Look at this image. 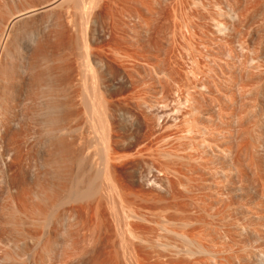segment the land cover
I'll return each instance as SVG.
<instances>
[{
    "label": "rangeland",
    "instance_id": "374dc122",
    "mask_svg": "<svg viewBox=\"0 0 264 264\" xmlns=\"http://www.w3.org/2000/svg\"><path fill=\"white\" fill-rule=\"evenodd\" d=\"M46 1L49 2L48 0H0V20H3L1 22H8L12 13H16L21 5L26 8L28 5L31 7H29L30 9L34 7V10L32 9L34 13L37 11L39 13L42 10L40 7L44 3L47 4ZM63 1L60 0L57 7L55 6V12L48 11V14L43 16L37 13L39 16L34 15L33 18L30 17L31 20L28 18L26 21L22 20L17 23V26L14 25L8 32L10 37L4 32L6 23L3 27V23L0 25V28H3L2 31L0 30L3 39L0 38V85L8 90L7 93L5 92L8 104L5 103L12 105H9L12 109H9L10 112L7 111L6 114L8 115H6L2 109L7 105L4 103L5 100L0 99L2 107H0V124L2 125L0 126V182L2 183H0V202L6 201V203H0V212H2L0 213V247L2 246L0 248L2 252V254L0 252L2 255L0 256V264H3L2 262L5 264H21V262L22 264H112L113 261H116L114 264H118L119 260L120 264L121 262L125 264V262L131 261L133 255L134 257L137 255L139 261H143L144 264L147 261L150 262L149 264H224V258L227 261L231 256L233 259L230 258L229 260L232 259V264H239L240 260H236L239 257L237 248L235 249L236 243L233 240L231 242V237L226 235L230 223L225 224L226 222L222 221L224 222L222 223L218 220L217 222L220 224H216L211 220L214 217L210 219L207 215L212 213L210 209L211 204L214 203V197L205 181L208 171L201 164L203 160L211 158L212 166L213 163L215 164L213 168H220L224 165V168L227 167V170L225 169L227 173L230 170V173L233 171L232 174L235 175L229 176L231 179L233 178V184H237L235 188L240 187V189L236 188L237 191L239 193L240 190L241 192L247 191V194L240 193L243 199L238 202L237 206L248 207L251 202L250 198L259 193L256 192L257 189H260V194H264L263 171L259 173L256 163L260 157L264 159V0H80V2L75 0L79 2L77 4L73 0H66L64 3ZM54 13L62 14H58L57 17V14ZM80 14L83 15L80 17ZM74 20L77 21L78 28L75 26ZM68 22L70 25L72 24L70 27H68ZM76 30L81 35L78 36ZM62 33L63 36H61ZM57 37L63 40L64 46L67 42L70 43V50L62 53L61 56L63 57H60V60L66 61L70 67L67 72L61 73L65 75L62 77H60L61 74L56 77L55 73H49V70L52 72L51 68L56 65L54 63H57L55 48L60 41L57 40ZM9 41L11 43H8ZM39 46L46 51L45 62L36 52ZM88 60L89 64H87ZM37 63L38 65L42 63L41 67ZM44 68L46 69L44 70ZM87 71L89 74H86ZM71 73L73 74L71 75ZM41 81L42 83H40ZM44 81H46L45 84ZM52 83L53 85H50ZM40 87L43 88L42 91ZM39 90L41 94L44 92L42 94L45 95L44 97L38 93ZM53 91L56 92L53 93ZM85 91L86 93H84ZM7 96L9 97L7 98ZM81 98H84V101L86 99V101L83 102ZM87 98H90V101ZM88 101L91 103L90 105ZM52 108L54 109L52 110ZM67 108L69 109L67 110ZM71 109L74 116L72 120L66 119L68 111L71 112ZM90 116L91 119H89ZM8 125H12L11 129ZM65 126L68 129H64ZM93 127L94 129H92ZM71 131L73 132L71 133ZM64 132L68 134H64ZM71 136H79L83 140V147H86H82L80 150L81 155L76 172L78 179L71 182L73 184L75 181H79L73 185L74 189L77 187L75 190L81 189V192L76 191V193L80 192L78 194L80 199L76 196L72 199L70 193L55 205L54 210H51L46 220L38 221L39 223L33 222L36 226L32 223L31 229L35 227V230L38 231V238L23 236L28 231L27 225L29 231L31 230V223H28V217L18 212L15 213L14 218H17L16 221H20V225L21 221L25 220L21 226L12 224L11 220L9 222L6 220L9 219L7 215L10 213L7 214V212L11 211L8 209L10 203L7 199L9 197L8 191L11 192L12 187L20 191L24 185L34 183L37 178L38 181L41 179L40 181L49 183L53 180L56 182L54 177L57 175V169H55L57 166L52 162L54 150L50 144L53 142L55 146L60 139L68 140L72 138ZM258 136L260 137L259 143H263L262 146L258 144ZM91 141H93V145ZM99 142L101 143L98 144ZM96 144L97 148L95 149L93 147ZM100 146L104 147L99 149ZM87 149L88 152L90 149L91 151L88 153ZM96 150H99L98 153ZM104 152L108 154L106 158L108 157L109 160L112 179L102 174L106 170L103 169L106 167L103 166L105 161L102 164L100 159L101 154L104 156H102L103 160L105 159ZM257 155L259 156L257 157ZM93 156H98V159L93 160ZM253 157L254 159L259 158L254 160L256 165H254ZM48 158L51 159L48 160ZM98 161L101 162L100 165ZM52 165L54 166L52 167ZM80 165L82 167H79ZM97 170L100 174L97 173ZM261 173L262 175H260ZM258 175L263 178L260 179ZM107 178L112 181L107 180ZM81 185L85 186L82 188ZM250 190L256 193L252 194ZM73 193L76 195L75 192ZM93 193L94 196L91 195ZM96 193L101 195L98 196ZM225 195L228 196L224 192L221 199L227 203L229 197L227 200L223 199ZM115 196L119 199H115ZM99 198L100 201H98ZM260 198L263 201L264 196H260ZM125 200L126 202H124ZM220 200L217 201L219 202L218 208L222 204L225 209L220 205L219 211H225L224 215H227L229 202L224 204ZM81 201L82 203H80ZM83 201L89 202L84 203ZM61 202V205L67 203L61 206ZM98 202L101 205L98 204V206L96 204ZM70 204L76 206L78 218L77 215L71 216L68 211ZM85 204L86 206H84ZM251 206L252 204L249 207ZM254 206L253 204L251 208L256 207L255 209L258 211V207ZM263 207L264 201L262 208L259 207L261 215L264 214ZM90 215H93L92 218ZM4 218H6L5 221ZM51 218H53L52 221ZM186 219L191 220V223ZM184 221L187 225H184ZM29 222H31L30 219ZM1 225L4 226L1 227ZM8 225L12 228L15 226L23 227H15L12 231ZM25 226L26 228H24ZM174 232L186 234L185 239L187 241L182 240L181 238L184 239L183 235L178 234L180 240L184 242L179 245L181 241L176 239L177 234ZM130 233L133 234L131 237L134 236L132 240L131 237L127 236ZM168 233L172 235H168ZM78 234L81 236L80 239H78ZM170 236L175 237L172 239ZM22 238L27 239L26 242ZM48 239L52 241L51 250L48 253H43L42 244ZM154 239H156L155 241L163 240L158 242L161 244L165 241L168 244L167 247L170 248L168 249L173 252L167 251L165 253L166 246L163 247L159 244L158 248ZM188 239H192V243ZM31 244L32 246H29ZM228 244L232 251L235 249L234 255L229 254L232 251L228 248ZM73 245L75 248L72 247ZM136 245L141 250L139 247L136 249ZM67 247L69 251L66 250ZM203 248L206 252H211L210 249L213 248L212 252L220 254V257L217 254L220 263L216 256L214 259L217 260L213 259L214 253L213 256H211L212 254L208 256V253L205 255L204 250L201 251ZM174 249L175 252L178 253L176 250L180 252L174 253ZM33 250L36 251L33 252ZM189 250L190 252L193 251L194 255L188 253ZM93 252L95 253L93 254ZM168 253H171V257ZM224 253L230 256L227 257ZM117 254L119 255L118 260ZM128 255L132 257L128 258ZM146 255L148 256L146 257ZM85 256L88 257L85 258ZM234 256L238 257L235 259ZM168 257L170 259H167ZM226 264L228 263L226 262Z\"/></svg>",
    "mask_w": 264,
    "mask_h": 264
},
{
    "label": "bare ground",
    "instance_id": "6f19581e",
    "mask_svg": "<svg viewBox=\"0 0 264 264\" xmlns=\"http://www.w3.org/2000/svg\"><path fill=\"white\" fill-rule=\"evenodd\" d=\"M49 2H47V4L46 3H44L43 4V6H41V7H43V8H41L40 7V12L38 13V11H37V13L39 14V15H41V16H43V15H46V14H48L47 12L48 11H54L55 12V10H54V8H56L57 7V4H58V2L60 1V0H48ZM64 1H66V0H64ZM64 1H63V3H64ZM70 1H72V0H70ZM75 0H73V2H74ZM82 1V0H81ZM37 2V1H36ZM76 2V4L77 3H79L80 2V0H79V2H77V1H75ZM62 3V2H61ZM83 3H85V2H83ZM1 4V3H0ZM5 4V3H4ZM60 4V3H59ZM81 4H82V2H81ZM74 5V4H73ZM79 5V4H78ZM77 5V6H78ZM24 5H21V8L19 9V10H17V12L16 13H12V16L11 17H9V20H8V22H1V21H3V20H0V22H1V24L0 25H2V23H3V25H2V27L4 26V23H6L5 24V28H4V32L6 33V34H8V32L9 31H11V29L13 28V26L14 25H16L17 23H19V22H21L22 20H25L26 21V19H28V18H30V17H32V16H36V15H38L36 12L34 13V7L32 8V9H30L31 7L30 6H28V5H26L27 6V8L26 7H23ZM34 6V5H33ZM39 6V5H38ZM56 6V7H55ZM69 6V5H68ZM67 6V7H68ZM75 6V5H74ZM82 6V5H81ZM30 7V8H29ZM84 7V6H83ZM82 7V8H83ZM59 8V7H58ZM57 8V9H58ZM60 9V8H59ZM58 9V10H59ZM78 9H80V8H78ZM2 10V9H1ZM68 10V9H67ZM75 10H76V8H75ZM74 10V11H75ZM65 11V10H64ZM78 11V10H77ZM83 10H81V12H82ZM88 11V10H87ZM76 12V11H75ZM74 12V13H75ZM84 12V11H83ZM78 13V12H77ZM80 13V12H79ZM85 13V12H84ZM8 14H10V13H8ZM54 14H57V13H54ZM59 14V13H58ZM58 14H57V17H58ZM60 14H62V13H60ZM59 14V15H60ZM88 14V13H87ZM38 15V16H39ZM68 15H69V13H68ZM67 15V16H68ZM76 15V14H75ZM74 15V16H75ZM83 15V14H82ZM81 14H80V17L82 16ZM86 15V14H85ZM4 16V15H3ZM50 16H52V15H50ZM62 16V15H61ZM70 16V15H69ZM68 16V17H69ZM87 16V15H86ZM85 16V17H86ZM60 17V16H59ZM4 18V17H3ZM33 18V17H32ZM40 18V17H39ZM48 18V17H47ZM50 18H52V17H50ZM62 18H63V16H62ZM75 18V17H74ZM76 18H77V16H76ZM42 19V18H41ZM70 19V18H69ZM83 19V18H82ZM28 20H31V18L30 19H28ZM44 20V19H43ZM59 20V19H58ZM61 20V19H60ZM79 20H81V19H79ZM85 20V19H84ZM24 21V22H25ZM33 21V20H32ZM62 21V20H61ZM64 21V20H63ZM69 21V20H68ZM75 21V20H74ZM28 22V21H27ZM49 22V21H48ZM47 22V23H48ZM71 22H72V24H73V21L71 20ZM77 21H75V23H76ZM69 24V26L68 27H70L71 25H70V22H68ZM30 24V23H29ZM83 24H85V23H83ZM18 25V24H17ZM16 25V26H17ZM27 25V24H26ZM24 26V25H23ZM57 26V25H56ZM77 28H78V25H77V23H76V25H75ZM74 26V28H76ZM82 26V25H81ZM80 26V27H81ZM25 27V26H24ZM85 27V26H84ZM22 29V28H21ZM30 29V28H29ZM82 29H84V28H82ZM0 30L2 31L3 30V28L1 29L0 28ZM74 30V29H73ZM29 31V30H28ZM36 31V30H35ZM34 31V32H35ZM56 31V30H55ZM60 31V30H59ZM77 31V30H76ZM3 32V33H4ZM16 32V31H15ZM23 32H25V31H23ZM58 32V31H57ZM60 32H62V31H60ZM11 33V32H10ZM59 33V32H58ZM81 33H82V31H81ZM1 34H2V32H1ZM1 34H0V38L2 39V37H1ZM17 34V33H16ZM25 34V33H24ZM31 34V33H30ZM55 34V33H54ZM53 34V35H54ZM76 34V33H75ZM77 34H78V31H77ZM80 34V33H79ZM79 34H78V36H79ZM9 35V34H8ZM52 35V36H53ZM60 35V34H59ZM68 35V34H67ZM81 35V34H80ZM7 36V35H6ZM26 36H27V34H26ZM61 36H63V33H62V35ZM9 37H10V35H9ZM8 37V38H9ZM32 37V36H31ZM50 37V36H49ZM29 38V37H28ZM58 39L57 40H60V41H58V43H57V45H56V48H55V50H56V53H55V57H57V63H54V67L53 68H51L52 70V72H50V70H49V73H55L56 74V77L57 76H59V74H61V73H65V72H67L68 70H69V65H68V63L66 62V61H61L60 60V57H63V56H61V54L62 53H66V52H68L69 50H70V43L69 42H67V44L64 46L63 44H64V42H63V40L60 38V37H57ZM60 38V39H59ZM79 38V37H78ZM0 39V40H1ZM7 38H5V40H6ZM26 39V38H25ZM24 39V40H25ZM69 38H67V40H68ZM3 40V39H2ZM8 40V39H7ZM23 40V39H22ZM26 40H28V39H26ZM30 40V39H29ZM32 40V39H31ZM56 40V39H55ZM54 40V41H55ZM82 40V39H81ZM80 40V41H81ZM69 41V40H68ZM4 42H7V41H4ZM3 42V43H4ZM28 42V41H27ZM30 42V41H29ZM53 42V41H52ZM2 43V42H1ZM8 43H11L10 41L8 42ZM25 43H26V41H25ZM47 43V42H46ZM63 43V44H62ZM7 44V43H6ZM78 44V43H77ZM5 44H3V46H4ZM49 45H51V44H49ZM53 45V44H52ZM79 45V44H78ZM85 45V44H84ZM41 46V45H40ZM40 46L39 47H37V49H38V51H36V52H38V54H39V56L41 57V58H43V60H44V62H45V60H46V51L44 50V48L42 47V48H40ZM5 47V46H4ZM14 47V46H13ZM26 47V46H25ZM34 47H35V45H34ZM53 47V46H52ZM86 47V46H85ZM8 48V47H7ZM49 48V47H48ZM53 48V49H54ZM2 49H4L3 47H2ZM1 49V50H2ZM86 50H87V47L85 48ZM8 50V49H7ZM12 50V49H11ZM32 50V49H31ZM82 50V49H81ZM16 51V50H15ZM14 51V52H15ZM5 52V51H4ZM53 52V51H52ZM6 53H8V52H6ZM13 53V52H12ZM35 53V52H34ZM78 53V52H77ZM2 54V53H1ZM38 54H36V55H38ZM53 54V53H52ZM52 54H51V58H52ZM50 55V54H49ZM65 55V54H64ZM79 55V54H78ZM48 56V55H47ZM66 56V55H65ZM71 56V55H70ZM80 56V55H79ZM20 57V56H19ZM54 57V58H55ZM7 58V57H6ZM47 58H49V57H47ZM79 58V57H78ZM87 59H88V57H86ZM8 59H10V58H8ZM83 59H85V58H83ZM3 60V59H2ZM35 60V59H34ZM33 60V61H34ZM40 60V59H39ZM38 60V61H39ZM43 60H42V63H44L43 62ZM67 60V59H66ZM72 60V59H71ZM32 61V62H33ZM36 61V60H35ZM53 61V60H52ZM68 61H70V60H68ZM37 62V61H36ZM40 62H41V60H40ZM86 62V61H85ZM9 63V62H8ZM41 63V64H42ZM53 63V62H52ZM52 63H49V64H51L52 65ZM40 64V65H41ZM87 64H89V60H88V63ZM16 65V64H15ZM22 65V64H21ZM37 65H38V63H37ZM40 65H38V66H40ZM44 65V67H46V65L45 64H43ZM47 65H48V63H47ZM50 65V66H51ZM50 66H47V67H50ZM74 66V65H73ZM89 66V65H88ZM35 67H36V70H37V66L35 65ZM41 67V66H40ZM39 67V68H40ZM10 68V67H9ZM71 68H72V66H71ZM89 68V67H88ZM46 68H44V70H45ZM16 70V69H15ZM73 70V69H72ZM87 70V69H86ZM0 71H1V69H0ZM3 71V70H2ZM19 71V70H18ZM42 71V70H41ZM47 71H48V69H47ZM90 71V70H89ZM69 72H71V71H69ZM73 72V71H72ZM75 72V71H74ZM85 72V71H84ZM13 73H15L14 71H13ZM42 73V72H41ZM88 73V71L86 72V74ZM46 74V73H45ZM73 73H71V75H72ZM89 74V73H88ZM4 75V74H3ZM2 75V76H3ZM14 75V74H13ZM12 75V76H13ZM39 76H40V74H38ZM44 75V74H43ZM54 75V74H53ZM37 76V75H36ZM45 76V75H44ZM62 76H65L64 74H61V76L60 77H62ZM54 77V76H53ZM84 77V76H83ZM86 77V76H85ZM8 78V77H7ZM42 78H43V76H42ZM71 78V77H70ZM1 79H3V77H1ZM15 79V78H14ZM37 80H40V79H37ZM43 80V79H42ZM59 80V79H58ZM67 80V79H66ZM74 80V79H73ZM83 80H85V79H83ZM87 80V79H86ZM6 81V80H5ZM9 81V80H8ZM47 81V80H46ZM46 81H44V84H45V82ZM48 81H49V79H48ZM60 81V80H59ZM3 82V81H2ZM54 82V81H53ZM55 82H56V80H55ZM74 82V81H73ZM87 82V81H86ZM12 83V82H11ZM16 83V82H15ZM40 83H42V81L40 82ZM39 83V84H40ZM83 83H84V81H83ZM2 84V83H1ZM21 84V83H20ZM43 84V85H44ZM56 84V83H55ZM58 84V83H57ZM60 84V83H59ZM70 84V83H69ZM80 84V83H79ZM4 85V84H3ZM6 85H8V84H6ZM50 85H53V83L52 84H50ZM49 85V86H50ZM61 85V84H60ZM85 85V84H84ZM38 86V85H37ZM41 86H42V84H41ZM71 86H72V84H71ZM39 87V86H38ZM43 87H45V86H43ZM50 87H52V86H50ZM58 87H59V85H58ZM68 87V86H67ZM70 87V86H69ZM75 87V86H74ZM73 87V88H74ZM84 87V86H83ZM86 87V86H85ZM17 88V87H16ZM41 88V87H40ZM77 88V87H76ZM80 88V87H79ZM94 88V87H93ZM11 89H12V87H11ZM47 89V88H46ZM53 89H54V87H53ZM68 89V88H67ZM83 89V88H82ZM13 90V89H12ZM29 90V89H28ZM41 91L43 90V88H41L40 89ZM40 90H39V94L40 95H42L44 92H42V94H41V92H40ZM56 90H58V89H56ZM7 91L8 90H6L4 87H1V85H0V99H2V101H4V103L6 102V93H7ZM48 91H49V89H48ZM60 91H61V89H60ZM60 91H57V92H60ZM65 91H66V89H65ZM6 92V93H5ZM54 92H56V91H53V93ZM62 92V91H61ZM68 92V91H67ZM69 92H71V91H69ZM77 92H78V90H77ZM51 93V92H50ZM72 93V92H71ZM84 93H86V91L84 92ZM14 94V93H13ZM19 94V93H18ZM58 94H60V93H58ZM82 94H83V92H82ZM82 94H81V96H82ZM9 95V94H8ZM38 95V94H37ZM36 95V96H37ZM39 95V96H40ZM47 95V94H46ZM49 95V94H48ZM52 95V94H51ZM55 95V94H54ZM57 95V94H56ZM68 95H69V93H68ZM75 96H77L76 94H74ZM89 95V94H88ZM33 96V95H32ZM43 96V95H42ZM41 96V97H42ZM45 96V95H44ZM43 96V97H44ZM61 96V95H60ZM63 96V95H62ZM67 96V95H66ZM9 96H7V98H8ZM10 97H11V95H10ZM38 97V96H37ZM42 97V98H43ZM53 97V96H52ZM59 97V96H58ZM64 97V96H63ZM86 97H87V95H86ZM86 97H84V98H86ZM5 98V99H4ZM15 98V97H14ZM22 98V97H21ZM39 98V97H38ZM61 98V97H60ZM72 98V97H71ZM77 98H78V96H77ZM77 98H75V99H77ZM84 98H81V99H83V102H85L86 101V99H85V101H84ZM54 99V98H53ZM52 99V100H53ZM69 99V98H68ZM67 99V100H68ZM88 100L90 99V98H87ZM27 100V99H26ZM36 100V99H35ZM55 100H56V98H55ZM74 100V99H73ZM13 101V100H12ZM15 101V100H14ZM22 101V100H21ZM58 101V100H57ZM61 101V100H60ZM90 101V100H89ZM89 101H88V103H89ZM1 102V101H0ZM62 102V101H61ZM3 103V104H4ZM7 103V102H6ZM5 103V104H6ZM9 103H10V101H9ZM24 103V102H23ZM50 103H52V102H50ZM58 103V102H57ZM77 103V102H76ZM87 103V104H88ZM3 104H2V106H3ZM4 104V105H5ZM8 104V103H7ZM6 104V105H7ZM26 104V103H25ZM91 103H89V105H90ZM5 105V106H6ZM10 106H12L11 104H9ZM9 105H7L5 108H3L2 109V111H3V113L4 114H6V112L9 110V109H12L11 107H9ZM64 105H65V103H64ZM70 105H72V104H70ZM84 105H85V103H84ZM46 106V105H45ZM67 106H69V105H67ZM0 107H1V105H0ZM4 107V106H3ZM77 107V106H76ZM89 107V106H88ZM87 107V108H88ZM91 107H92V105H91ZM2 108V107H1ZM55 108V107H54ZM54 108H52V110L54 109ZM73 108V107H72ZM57 109V108H56ZM65 109V108H64ZM69 108H67V110H68ZM92 109V108H91ZM72 110V109H71ZM70 110V111H71ZM75 110V109H74ZM90 110V109H89ZM89 110H87V111H89ZM94 110V109H93ZM56 111V110H55ZM62 111H63V109H62ZM8 112H10V111H8ZM7 112V113H8ZM65 112V111H64ZM73 112V110L71 111V112H69L68 111V114H67V117H66V119H71L72 120V117L74 116V113H72ZM79 112V111H78ZM92 111H90V113H91ZM54 113V112H53ZM60 113H62V112H60ZM76 113V112H75ZM89 113V112H88ZM3 114V115H4ZM57 114V113H56ZM92 114V113H91ZM6 115H8V114H6ZM5 115V116H6ZM10 115H11V113H10ZM17 115V114H16ZM53 115V114H52ZM76 115V114H75ZM78 115V114H77ZM56 116V115H55ZM63 116V115H62ZM62 116H59V117H62ZM92 116V115H91ZM91 116H90V118L89 119H91ZM3 117V116H2ZM50 117H52V116H50ZM59 117H57V118H59ZM64 117H65V115H64ZM86 117H87V115H86ZM12 118V117H11ZM52 118H54V117H52ZM56 118V119H57ZM84 118V117H83ZM7 119V118H6ZM48 119H49V117H48ZM60 119H62V118H60ZM64 119V118H63ZM3 120H5V119H3ZM11 120V119H10ZM14 120V119H13ZM75 121L74 122H76V119H74ZM78 120H79V118H78ZM77 120V121H78ZM84 120V119H83ZM6 121V120H5ZM63 121V120H62ZM89 121V120H88ZM50 122H52V121H50ZM55 122V121H54ZM57 122V121H56ZM86 122V121H85ZM92 122V121H91ZM257 122V121H256ZM7 123H8V120H7ZM15 123V122H14ZM13 123V124H14ZM53 123V122H52ZM93 123V122H92ZM91 123V124H92ZM9 124V123H8ZM47 124V123H46ZM54 124V123H53ZM79 124V123H78ZM90 124V123H89ZM7 125V124H6ZM86 125V124H85ZM93 125V124H92ZM0 126H2L1 124H0ZM8 126H10V129H11V126L12 125H8ZM71 126V125H70ZM60 127V126H59ZM66 128V126L64 127V129ZM79 128V127H78ZM82 128H84L83 126H82ZM258 128H260V127H258ZM4 129V128H3ZM6 129V128H5ZM4 129V130H5ZM66 129H68V128H66ZM71 129V128H70ZM74 129H76V128H74ZM92 129H94V127L92 128ZM54 130V129H53ZM59 130H60V128H59ZM72 130H73V128H72ZM82 130V129H81ZM86 130H88V129H86ZM17 131V130H16ZM57 131V130H56ZM65 131V130H64ZM68 131V130H67ZM66 131V132H67ZM79 131V130H78ZM1 132V131H0ZM26 132V131H25ZM28 132H29V130H28ZM60 132V131H59ZM66 132H64V134L66 133ZM70 132V131H69ZM73 131H71V133H72ZM75 132H77V131H75ZM96 132V131H95ZM95 132L93 133V134H95ZM261 132H263V131H261ZM54 133H55V131H54ZM70 133V134H71ZM5 134V133H4ZM63 134V135H64ZM66 134H68V133H66ZM69 134V135H70ZM74 134V133H73ZM76 134H78V133H76ZM79 134H81V133H79ZM82 134H83V132H82ZM86 134H88L87 132H86ZM90 134H91V132H90ZM97 134V133H96ZM12 135V134H11ZM31 135V134H30ZM61 135V134H60ZM85 135V134H84ZM68 136V135H67ZM98 136V135H97ZM263 136V135H262ZM11 137V136H10ZM24 137V136H23ZM58 137H60V138H62L61 136H58ZM64 137H66L65 135H64ZM69 137V136H68ZM72 138H69L68 140H66L65 138V140L64 139H60L56 144H55V146L53 145V142H52V144H50L51 146H53V150H54V152H53V154H52V156H53V158H52V162H54L55 164H56V166H57V168H55V169H57V175H56V177H54V179L56 178V182H45V181H40L41 179H39V181H38V178L36 179V181L33 183V182H31V184H33V185H31V184H28V185H24L23 186V188L20 190V191H18V190H16V189H14V187H12V190H11V192H9L8 191V193H9V197L7 198L9 201H10V203H9V201H8V209L9 210H11V211H8L7 212V216H9V219L7 218H4V221H5V219L9 222L10 220V222L12 223V224H16V225H20V221L18 222V221H16V219L17 218H14V215H15V213L16 212H18L19 214L21 213V214H23V215H25L26 217H28V219H27V221H28V223L30 224L31 223V227H30V229L32 228V223L33 222H38V221H44V220H46L47 218H48V216L50 215V213H51V210H54L53 208L55 207V205L60 201V200H62L64 197H67V195H69L70 193V195H72V199L73 198H75V196H76V198H79L78 196V194L81 192L80 190L81 189H77V190H79L77 193H76V191L77 190H75L77 187H75V189H74V183L76 184L77 182H79L78 180H77V182L75 181H73L74 183L72 184L71 182H72V180H76V179H78L77 177L78 176H76L77 174H76V172H77V168H78V161H79V159H80V150H82L81 148L83 147V140L79 137V136H75V137H73V136H71ZM89 137V136H88ZM92 137V136H91ZM94 137H95V135H94ZM93 137V138H94ZM256 137H257V135H256ZM256 137H254L255 139H257ZM259 137V136H258ZM26 138V137H25ZM52 138V137H51ZM67 138V137H66ZM92 138V140H94ZM17 139V138H16ZM45 139V138H44ZM55 139V138H54ZM96 139V138H95ZM12 140V139H11ZM98 140L100 141V139H99V137H98ZM263 140V139H262ZM0 141H1V139H0ZM23 141V140H22ZM254 141V140H253ZM9 142V141H8ZM92 142L93 141H91V144H92ZM98 142V141H97ZM260 142V137H259V140H258V144H260L259 143ZM20 143V142H19ZM22 143V142H21ZM24 143V142H23ZM101 142H99L98 144H100ZM102 143H103V141H102ZM85 144V143H84ZM261 144H263V143H261ZM260 144V145H261ZM16 145V144H15ZM93 145V144H92ZM104 145H105V143H104ZM260 145H258L259 147H260ZM26 146V145H25ZM88 146H90V145H88ZM97 146V144L93 147V148H97L96 147ZM245 146V145H244ZM258 146H257V148H258ZM262 146V145H261ZM101 147V146H100ZM104 147V146H103ZM103 147H101V148H99V149H102ZM106 147V146H105ZM25 148V147H24ZM55 148V149H54ZM83 148H86V147H83ZM88 148V147H87ZM90 148H91V146H90ZM92 148V149H93ZM7 149V148H6ZM17 149V148H16ZM19 149H20V147H19ZM89 149V148H88ZM88 149H87V152H88ZM94 149V150H95ZM246 149V148H245ZM13 150V149H12ZM18 150V149H17ZM51 150V149H50ZM107 150V149H106ZM251 150V149H250ZM253 150V149H252ZM255 150H256V148H255ZM85 151V150H84ZM91 151V149L89 150V152ZM93 151V150H92ZM97 151V150H96ZM99 151V150H98ZM98 151H97V153H98ZM104 151V150H103ZM257 151V150H256ZM255 151V152H256ZM259 151V150H258ZM262 151V150H261ZM7 152V151H6ZM5 152V153H6ZM88 152V153H89ZM93 152H95V151H93ZM263 152V151H262ZM18 153V152H17ZM92 153V152H91ZM101 153V152H100ZM105 153V152H104ZM246 153H247V151H246ZM250 153V152H249ZM259 153V152H258ZM8 154V153H7ZM84 154V153H83ZM264 154V153H263ZM21 155V154H20ZM96 155V154H95ZM99 155V154H98ZM260 155V154H259ZM259 155H257V157L259 156ZM86 156V155H85ZM85 156H83V157H85ZM89 156V155H88ZM103 155L101 154V157H102ZM106 156H108V154H106L105 153V159L103 160V157L101 158L100 157V159L102 160V164L104 163L103 161H105V165H103V166H106V167H103V169L105 170V173H102V174H105V177L107 176L108 178H111V173H110V167H109V164H108V157L106 158ZM261 156H262V154H261ZM6 157V156H5ZM87 157V156H86ZM94 157V159L93 160H97L98 158V156L96 157V156H93ZM92 157V158H93ZM247 157V156H246ZM256 157V156H255ZM46 158H47V156H46ZM90 158V157H89ZM96 158V159H95ZM262 157H260V160H256L257 162V167H258V170H259V173L260 172H262L263 173V175H262V173L260 174V175H262V176H264V159H261ZM9 159V158H8ZM49 159H51V158H48V160ZM211 158H207V159H205V160H203L202 161V164H201V166L205 169V170H207L208 171V176L207 177H205V181L207 182V184H208V186L210 187V192H211V194H212V196L214 197V203H212L211 204V211L210 212H212V213H210V214H207L208 215V217H210V219H211V217L213 218L214 217V219H211V220H213V222H216V224L217 223H219V222H217L218 220H220L221 222L222 221H224V222H226L225 224H227V223H230V225H229V227H228V229H227V234L226 235H229V237H231V242H232V240L236 243V247H235V249L237 248V253H238V258L237 257H235L234 256V258L236 259V260H240V263L239 264H264V214H260L259 213V207L261 206V208H262V206H263V201H264V198H263V201H262V197L260 198V196H264V194L262 195V194H260L261 192L257 189V187L259 186H257L256 187V192H259V193H257V195H259V196H257V195H252L253 197L252 198H250V205L252 204V206H253V204L255 205V206H257L258 208V211H256V207L255 208H251V207H249L250 205H248V207H240V206H237V204H238V202H240V200H242L243 199V196L240 194V193H246V192H241V190H240V193L237 191V189L236 188H239L240 189V187H236L235 188V186H237V184L236 185H234L233 183L234 182H232V180H233V178L231 179V177H233L235 174H232L233 173V171H232V173H230L231 172V170H230V172L229 173H227V167L226 168H224L223 166L222 167H216V168H213V167H215L214 165V163H213V166H212V162H211V160H210ZM244 159H245V156H244ZM255 159H259V158H255ZM254 159V157H253V161L255 160ZM1 160V159H0ZM85 160V159H84ZM216 160V159H215ZM219 160V159H218ZM249 160V159H248ZM247 160V161H248ZM47 161V160H46ZM87 161H88V159H87ZM100 161V160H99ZM98 161V163H99V165H100V163L101 162H99ZM251 161V160H250ZM252 161V162H253ZM7 162V161H6ZM10 162H12V161H10ZM19 162V161H18ZM83 162H85V161H83ZM82 162V163H83ZM215 163H216V161H214ZM251 162V163H252ZM50 163V162H49ZM53 163V164H54ZM82 163H80V164H82ZM90 163V162H89ZM95 163V162H94ZM107 163V164H106ZM219 164H220V162H218ZM217 163V164H218ZM20 164V163H19ZM84 164V163H83ZM82 164V165H83ZM87 164V163H86ZM101 164V165H102ZM216 164V165H217ZM240 164V163H239ZM85 165V164H84ZM93 164H91V167H93L92 166ZM96 165V164H95ZM247 165V164H246ZM254 165H256L255 164V161H254ZM17 166H18V164H17ZM50 166H51V164H50ZM54 165H52V167H53ZM55 166V167H56ZM243 166V165H242ZM249 166V165H248ZM52 167H50V168H52ZM79 167H82L81 165L79 166ZM251 167V166H250ZM256 167V166H255ZM256 167V168H257ZM49 168V169H50ZM86 168V167H85ZM84 168V169H85ZM255 168V169H256ZM47 169V168H46ZM48 169V170H49ZM54 169V170H55ZM94 169H95V167H94ZM102 169V170H103ZM226 169V170H225ZM230 169V168H229ZM229 169H228V171H229ZM2 170V169H1ZM92 170V169H91ZM100 170H101V168H100ZM103 170V171H104ZM18 171V170H17ZM50 171V170H49ZM94 171V170H93ZM238 171V170H237ZM257 171V170H256ZM51 172V171H50ZM241 172V171H240ZM39 173V172H38ZM52 173H53V170H52ZM52 173H50V174H52ZM84 173V172H83ZM97 173H99L98 172V170H97ZM257 173V172H256ZM255 173V175H257ZM17 174V173H16ZM92 174V173H91ZM100 174V173H99ZM8 175H10V174H8ZM89 175V174H88ZM229 175H231V177L229 176ZM255 175H253L254 177H255ZM52 176V175H51ZM241 176V175H240ZM239 176V177H240ZM259 176V175H258ZM6 177V176H5ZM35 177V176H34ZM37 177V176H36ZM50 177V176H49ZM86 177V176H85ZM84 177V178H85ZM254 177H253V179H254ZM48 178V177H47ZM83 178V179H84ZM104 178V177H103ZM107 178V180H110V179H108ZM236 177H234V179H235ZM258 178V177H257ZM259 178H260V176H259ZM263 178V177H262ZM262 178H260V179H262ZM7 179V178H6ZM32 179H33V177H32ZM50 179V178H49ZM82 179V180H83ZM102 179V178H101ZM112 179V178H111ZM247 179V178H246ZM1 180V179H0ZM11 180V179H10ZM51 180V179H50ZM103 180V179H102ZM105 180V179H104ZM106 180V181H107ZM244 180H245V178H244ZM34 181V180H33ZM47 181V180H46ZM81 181V180H80ZM110 181H112V180H110ZM110 181H109V183H110ZM235 181H237L236 179H235ZM25 182V181H24ZM23 182V183H24ZM83 182V181H82ZM98 182V181H97ZM258 182V181H257ZM256 182V183H257ZM1 183V182H0ZM91 183V182H90ZM105 183V182H104ZM261 183V182H260ZM2 184V183H1ZM0 184V185H1ZM15 184V183H14ZM81 184V183H80ZM106 184V183H105ZM110 184H112V182L110 183ZM7 185V184H6ZM73 185V186H72ZM90 185V184H89ZM95 185V184H94ZM101 185V184H100ZM107 185V184H106ZM246 185V184H245ZM261 185H263L262 183H261ZM260 185V186H261ZM76 186V185H75ZM77 186H78V184H77ZM82 186V188L85 186V185H81ZM103 186V185H102ZM1 187V186H0ZM90 187H91V185H90ZM111 187H113V186H111ZM253 187V186H252ZM264 187V186H263ZM73 188V189H72ZM81 188V187H80ZM88 188V187H87ZM5 189V188H4ZM90 189V188H89ZM115 189V188H114ZM238 189V190H239ZM72 190H74L73 192H75L76 193V195L73 193V192H71ZM96 190V189H95ZM110 190V189H109ZM262 190V189H261ZM86 191V190H85ZM105 191H107V190H105ZM104 191V192H105ZM254 191V190H253ZM4 192V191H3ZM2 192V193H3ZM84 192V191H83ZM113 192V191H112ZM114 192H115V190H114ZM224 192H226V194H228V196H224L223 197V199L225 198L226 200H227V198L229 199V200H227L228 202H229V205H228V209H229V212H228V214L227 215H224V212H220L219 211V208L222 206V204H220L219 205V208H218V204H219V202H217L218 200H220L222 197V195L224 194ZM250 192H252L251 190H250ZM249 192V193H250ZM255 192V193H256ZM263 192V191H262ZM73 193V194H72ZM87 193H89V191L87 190ZM86 193V194H87ZM107 193H109V192H107ZM116 193V192H115ZM254 192H252V194H253ZM254 193V194H255ZM264 193V192H263ZM96 194H98V193H96ZM105 194V193H104ZM247 194V193H246ZM245 194V195H246ZM251 194V193H250ZM2 195V194H1ZM7 195V194H6ZM5 195V196H6ZM91 195H93L94 196V193L93 194H91ZM101 195V194H100ZM99 194H98V196H100ZM114 195H118V194H114ZM249 195V194H248ZM92 196V197H93ZM96 196V195H95ZM106 196V195H105ZM119 196V195H118ZM250 196V195H249ZM70 197V196H69ZM85 197V196H84ZM92 197H91V199H92ZM220 199H219V198ZM116 198H118L119 199V197H116L115 196V199ZM217 198H218V200H217ZM247 198V197H246ZM245 198V199H246ZM80 199V198H79ZM82 199V198H81ZM93 199H94V197H93ZM95 199H96V197H95ZM108 199V198H107ZM110 199V198H109ZM117 199V200H118ZM248 199V198H247ZM75 200V199H74ZM86 200V199H85ZM87 200H88V198H87ZM101 199L99 198V200L98 201H100ZM104 200V199H103ZM103 200H102V202H103ZM122 200H124L123 198H122ZM67 201H69L70 202V200H68L67 199ZM92 201V200H91ZM96 201V200H95ZM94 201V202H95ZM221 201V203H224V201L221 199L220 200ZM223 201V202H222ZM245 201H247V200H245ZM3 202V201H2ZM2 202H0L1 204H3L4 202L6 203V201H4L3 203ZM63 202V201H62ZM62 202L60 203V205L62 204ZM84 202V201H83ZM87 202H89V201H87ZM87 202H84V203H87ZM119 202V201H118ZM124 202H126V200L124 201ZM227 202V203H228ZM65 203H67V202H65ZM64 203V204H65ZM72 203H74V202H72ZM80 203H82V201L80 202ZM121 203V202H120ZM128 203V202H127ZM227 203H224V204H227ZM249 203V202H248ZM64 204L63 205H61V206H64ZM78 204H79V201H78ZM97 205L99 204V205H101L99 202L98 203H96ZM245 204V203H244ZM247 204V203H246ZM5 205H7V204H5ZM5 205H4V207H5ZM59 205V206H60ZM71 205V204H70ZM81 205V204H80ZM79 205V206H80ZM98 205V206H99ZM104 205V204H103ZM114 205V204H113ZM118 205V204H117ZM124 205V204H123ZM130 205V204H129ZM239 205H241V204H239ZM2 206V205H1ZM58 206V207H59ZM66 206H68V205H66ZM83 206V205H82ZM84 206H86V204L84 205ZM108 206V205H107ZM244 206V205H243ZM57 207V206H56ZM57 207V208H58ZM125 207H127L126 205H125ZM132 207V206H131ZM223 207V206H222ZM225 207V206H224ZM223 207V209H225ZM104 208V207H103ZM108 208V207H107ZM114 208V207H113ZM112 208V209H113ZM120 208H122V207H120ZM260 208V209H261ZM2 209V208H1ZM125 209V208H124ZM222 209V208H221ZM222 209V210H223ZM263 210H264V207H263ZM6 211V210H5ZM68 211L70 212V214H71V216H76L77 215V218H78V210H77V208H76V206H70V208L68 207ZM91 211V210H90ZM89 211V212H90ZM102 211V210H101ZM101 211H99V212H101ZM124 211H126V210H124ZM53 212V211H52ZM56 212H58V211H56ZM56 212H55V214H56ZM65 212V211H64ZM84 212V211H83ZM88 212V213H89ZM104 212V211H103ZM130 212V211H129ZM227 212V211H226ZM0 213H2V212H0ZM80 213V212H79ZM82 213V212H81ZM91 213V212H90ZM111 213V212H110ZM261 213H262V210H261ZM18 214V215H19ZM54 214V215H55ZM84 214V213H83ZM86 214H87V212H86ZM96 214V213H95ZM116 214H119V213H116ZM121 214H123L122 212H121ZM11 215V216H10ZM17 215V214H16ZM64 215V214H63ZM66 215V214H65ZM112 215V214H111ZM114 215V214H113ZM2 216V215H1ZM6 216V217H7ZM22 216V215H21ZM70 216V215H69ZM91 216V215H90ZM89 216V217H90ZM93 216V215H92ZM92 216H91V218H92ZM125 216V215H124ZM3 217V216H2ZM5 217V216H4ZM24 217V216H23ZM22 217V218H23ZM68 217V216H67ZM126 217V216H125ZM132 217V216H131ZM54 218V217H53ZM53 218H51V221H52V219ZM98 218V217H97ZM120 218V217H119ZM183 218V217H182ZM29 219H30V221L31 222H29ZM61 219V218H60ZM81 219V218H80ZM100 219V218H99ZM112 219V218H111ZM183 219H185V218H183ZM209 219V218H208ZM217 219V220H216ZM3 220V219H2ZM48 220H50V219H48ZM66 220H67V218H66ZM68 220H70V219H68ZM72 220V219H71ZM92 220V219H91ZM127 220V219H126ZM180 220V219H179ZM189 223H191L190 221H189V219H186ZM185 220V221H186ZM215 220V221H214ZM3 221V222H4ZM25 221V220H24ZM24 221H21V225H22V222H24ZM54 221V220H53ZM77 221V220H76ZM106 221V220H105ZM185 221L183 222V223H185ZM186 221V222H187ZM67 222V221H66ZM65 222V223H66ZM69 222V221H68ZM103 222V221H102ZM107 222H108V220H107ZM121 222V221H120ZM187 222V223H188ZM224 222H222V223H224ZM39 223V222H38ZM70 224H71V222H69ZM114 223V222H113ZM180 223H182V222H180ZM187 223H185L184 225H187ZM188 223V224H189ZM24 224V223H23ZM34 224V223H33ZM64 224V223H63ZM73 224H74V222H73ZM73 224H72V226H73ZM80 224H82L81 222H80ZM79 224V225H80ZM87 224V223H86ZM96 224V223H95ZM126 224V223H125ZM220 224V223H219ZM11 225V224H10ZM10 225H8V226H10ZM20 225V226H21ZM60 225V224H59ZM58 225V226H59ZM67 225V224H66ZM66 225H65V228H66ZM79 225H77L78 227H79ZM84 225H85V223H84ZM119 225V224H118ZM122 225V224H121ZM124 225V224H123ZM224 225V224H223ZM4 226V225H3ZM2 225H1V227H3ZM19 226V227H20ZM34 226H36L35 224H34ZM33 226V227H34ZM86 226V225H85ZM108 226V225H107ZM182 226H183V224H182ZM181 226V227H182ZM189 226V225H188ZM219 226V225H218ZM221 226V225H220ZM11 227V229H12V231H13V228H15V227H18V226H15V227H13L12 228V226H10ZM18 227V228H19ZM23 227V226H22ZM22 227H20V228H22ZM27 227H28V231L27 232H25L24 234H23V236L25 235V236H28V238L30 237V238H35L36 239V237L38 236V231L37 230H35V227H34V229H31L30 231H29V226L27 225ZM75 227V226H74ZM97 227V226H96ZM184 227V226H183ZM186 227V226H185ZM224 227H226V226H224ZM223 227V229H225ZM5 228H6V226H5ZM8 228V227H7ZM24 228H26V226L24 227ZM59 228V227H58ZM60 228H61V226H60ZM60 228H59V230H60ZM71 228V227H70ZM84 228V227H83ZM120 228V227H119ZM136 228V227H135ZM222 228V227H221ZM38 229V228H37ZM76 229V228H75ZM81 229H82V227H81ZM162 229V228H161ZM183 229V228H182ZM19 230V229H18ZM22 230V229H21ZM73 230V229H72ZM71 230V231H72ZM78 230V229H77ZM93 230V229H92ZM95 230H97V229H95ZM116 230V229H115ZM121 230V229H120ZM128 230H129V228H128ZM226 230V229H225ZM69 231V230H68ZM80 231V230H79ZM90 231V230H89ZM107 231H108V228H107ZM106 231V232H107ZM122 231V230H121ZM124 231V230H123ZM130 231H131V229H130ZM162 231V230H161ZM166 231V230H165ZM1 232V231H0ZM23 232V231H22ZM118 232V231H117ZM132 232H134V231H132ZM224 232V231H223ZM12 233V232H11ZM14 233H16L15 231H14ZM13 233V234H14ZM53 233V232H52ZM84 233V232H83ZM90 233V232H89ZM96 233V232H95ZM121 233V232H120ZM139 233H140V231H139ZM165 233V232H164ZM175 234H177V237L180 235H183V237H184V239L183 238H181L182 240H186L185 239V237H187V235L186 234H184V233H182V234H180V233H178V232H174ZM4 234V233H3ZM17 234V233H16ZM15 234V235H16ZM48 234V233H47ZM72 234V233H71ZM105 234H107V233H105ZM131 234V233H130ZM128 234L127 236H129V238L133 235V234ZM135 234V233H134ZM171 234V233H170ZM169 233H168V235H170ZM174 234V235H175ZM179 234V235H178ZM224 234V233H223ZM8 235V234H7ZM10 235V234H9ZM18 235H19V233H18ZM17 235V236H18ZM49 235V234H48ZM79 235V234H78ZM89 235H91V234H89ZM102 235V234H101ZM124 235V234H123ZM125 235H126V232H125ZM158 235V234H157ZM157 235H156V237H157ZM172 235V234H171ZM185 235V236H184ZM5 236H6V234H5ZM12 236H14V235H12ZM119 236V235H118ZM135 236H137V235H135ZM142 236H144V235H142ZM146 236V235H145ZM161 236V235H160ZM179 236V237H180ZM9 237V236H8ZM15 237V236H14ZM80 235H79V238L78 239H80ZM85 237V236H84ZM168 237V236H167ZM175 236H173V237H171L170 236V238H174ZM176 237V239L177 240H180V238L178 237L177 238ZM228 237V236H227ZM10 238V237H9ZM18 238H20V237H18ZM38 238V237H37ZM94 238V237H93ZM105 238V237H104ZM132 238H134V236L133 237H131V240H132ZM142 238V237H141ZM154 238V237H153ZM160 238V237H159ZM162 238V237H161ZM190 238H192V237H190ZM3 239H4V236H3ZM17 239V238H16ZM25 240V242H26V240L27 239H25V238H22V240ZM73 239H75V238H73ZM103 239V238H102ZM108 239V238H107ZM137 239V238H136ZM62 240V239H61ZM65 240H66V238H65ZM76 240H77V238H76ZM75 240V241H76ZM91 240V239H90ZM119 240H120V237H119ZM129 240V239H128ZM147 240V239H146ZM156 239H154V241H155ZM175 240V239H174ZM182 240H180L181 242H180V244L179 245H181V243H184V242H182ZM188 240H190V239H188ZM229 240V239H228ZM12 241H13V239H12ZM15 241V240H14ZM29 241V240H28ZM54 241H55V239H54ZM93 242H94V240H92ZM130 241V240H129ZM138 241V240H137ZM163 241V240H162ZM162 241H159V240H157V241H155L157 244H158V248H159V246L160 245H162L163 247H165L166 246V248H165V253L167 252V251H170V252H173V251H171V250H169L170 248L169 247H167L168 246V244L167 243H165V241L161 244V243H158V242H162ZM169 241V240H168ZM167 241V242H168ZM187 241V240H186ZM185 241V242H186ZM191 241V243H192V239L190 240ZM6 242H7V240H6ZM19 242V241H18ZM24 242V241H23ZM22 242V243H23ZM37 242V241H36ZM63 242H64V240H63ZM70 242L72 243V240H70ZM84 242V241H83ZM134 243H135V240L133 241ZM140 243H141V241H139ZM144 242V241H143ZM175 242V241H174ZM8 243V242H7ZM21 243V244H22ZM55 243V242H54ZM61 243V242H60ZM85 243V242H84ZM84 243H83V245H84ZM92 243V242H91ZM106 243V242H105ZM131 243V242H130ZM154 243V242H153ZM169 243V242H168ZM171 243V242H170ZM188 243H190L189 241H188ZM195 243V242H194ZM10 244H12V243H10ZM20 244V243H19ZM32 244H34V243H32ZM32 244L31 245H29V246H32ZM70 244V243H69ZM119 244V243H118ZM123 244V243H122ZM133 244V243H132ZM146 244H148V243H146ZM160 244V245H159ZM165 244V245H164ZM176 244V243H175ZM196 244V243H195ZM234 244V243H233ZM9 245V244H8ZM15 245V244H14ZM13 245V246H14ZM37 245V244H36ZM98 245V244H97ZM141 245H143V244H141ZM149 245V244H148ZM147 245V246H148ZM178 245V244H177ZM198 245V244H197ZM222 245V244H221ZM225 247H226V245L225 244H223ZM229 245V244H228ZM232 245V244H231ZM5 246V245H4ZM3 246V247H4ZM21 246V245H20ZM51 246H52V241H51V239H48L47 241H45L43 244H42V252L43 253H48V252H50V250H51ZM60 246V245H59ZM76 246V245H75ZM108 246V245H107ZM144 246V245H143ZM150 246V245H149ZM157 246V245H156ZM172 246V245H171ZM184 246V245H183ZM182 246V247H183ZM2 247V246H1ZM0 247V248H1ZM38 247V246H37ZM73 248H75L74 247V245L72 246ZM87 247V246H86ZM127 247V246H126ZM125 247V248H126ZM135 247V246H134ZM139 246H137L136 245V249L138 248ZM146 247V246H145ZM177 247V246H176ZM232 247H233V245H232ZM5 248V247H4ZM15 248V247H14ZM70 248H71V246H70ZM76 248H78V247H76ZM85 248V247H84ZM100 248H101V246H100ZM121 248V247H120ZM128 248V247H127ZM140 248V247H139ZM152 248V247H151ZM154 248V247H153ZM162 248V247H161ZM169 248V249H168ZM181 248V247H180ZM188 248V247H187ZM192 248H194V247H192ZM198 248V247H197ZM201 248V247H200ZM228 248H230L231 250L230 251H232V248L230 247V245H229V247ZM234 248V247H233ZM9 249V248H8ZM16 249V248H15ZM14 249V250H15ZM23 249V248H22ZM21 249V250H22ZM34 249H36V248H34ZM40 249V248H39ZM54 249V248H53ZM68 249V251H69V248L67 247L66 248V250ZM72 249V248H71ZM86 249V248H85ZM93 249V248H92ZM97 249V248H96ZM106 249V248H105ZM104 249V250H105ZM164 249V248H163ZM176 249V248H175ZM175 249H174V253H177V252H175ZM178 249H179V247H178ZM183 249H185L184 247H183ZM196 249V248H195ZM199 249V248H198ZM213 249V248H212ZM212 249H210L211 250V252H212ZM222 249V248H221ZM235 249H234V251H235ZM26 250V249H25ZM73 250V249H72ZM76 250V249H75ZM119 250V249H118ZM139 250H141V248L139 249ZM143 250V249H142ZM153 250V249H152ZM160 250V249H159ZM173 250V249H172ZM180 250H182V249H180ZM204 250V253H205V255H207L206 253H208V256H210L211 254V256H213L214 254H215V252L213 251L212 253L211 252H209V251H205V248H203L201 251H203ZM5 251V250H4ZM36 250H33V252H35ZM109 251V250H108ZM121 251H122V249H121ZM138 251V250H137ZM144 251V250H143ZM154 251V250H153ZM158 251V250H157ZM176 251H178V253L180 252L179 250H176ZM188 251V250H187ZM228 251V250H227ZM230 251H228V252H230ZM234 251H232V252H230L229 254L231 255H234L233 254V252ZM1 252V251H0ZM16 252V251H15ZM17 252H19L18 250H17ZM24 252V251H23ZM26 252V251H25ZM71 252V251H70ZM75 252V251H74ZM78 252V251H77ZM81 252H82V250H81ZM125 252V251H124ZM130 252H132V251H130ZM135 252V251H134ZM142 252V251H141ZM149 252V251H148ZM162 252H164V251H162ZM185 252V251H184ZM224 252H226V251H224ZM30 253H32V252H30ZM29 253V254H30ZM69 253V252H68ZM72 253V252H71ZM79 253V252H78ZM95 252H93V254H94ZM137 253H139V251L137 252ZM145 253V252H144ZM150 253H151V251H150ZM177 253V254H178ZM182 253H183V251H182ZM186 253V252H185ZM188 253H192L193 255H194V253H193V251H191L190 252V250H189V252ZM197 253V252H196ZM210 253V254H209ZM214 253V254H213ZM1 254H2V252H1ZM34 254V253H33ZM32 254V255H33ZM37 254V253H36ZM75 254H76V252H75ZM82 254V253H81ZM92 254V253H91ZM110 254V253H109ZM132 254V253H131ZM134 254H136V253H134ZM141 254V253H140ZM160 254V253H159ZM159 254H157V255H159ZM164 254V253H163ZM184 254V253H183ZM182 254V255H183ZM218 254V253H217ZM217 254H215L214 255V257H213V259L214 258H216L217 257ZM225 254V253H224ZM12 255V254H11ZM21 255V254H20ZM26 255H28V254H26ZM32 255H31V258H33L32 257ZM69 256H70V254H68ZM72 255H74V254H72ZM89 255H90V253H89ZM133 255V254H132ZM144 255V254H143ZM155 255V254H154ZM168 255L171 257V253H168ZM175 255V254H174ZM173 255V256H174ZM188 255V254H187ZM192 255V256H193ZM203 255V254H202ZM227 255V257L228 256H230V255H228V254H225V256ZM237 255V254H236ZM0 256H2V255H0ZM6 256H8V255H6ZM22 256V255H21ZM37 256V255H36ZM64 256V255H63ZM94 256V255H93ZM108 256V255H107ZM109 256H111V255H109ZM115 256V255H114ZM117 257L119 256L118 254L116 255ZM124 256V255H123ZM148 255H146V257H147ZM216 256V257H215ZM218 256L220 257V254H218ZM223 256V255H222ZM221 256V257H222ZM16 257V256H15ZM41 257L43 258V256L41 255ZM86 257H88V256H85V258ZM95 257V256H94ZM126 257V256H125ZM128 258H131V257H129V255L127 256ZM170 257H168L167 259H170ZM7 258V257H6ZM27 258H28V256H27ZM67 258V257H66ZM76 258V257H75ZM84 258V259H85ZM124 258V257H123ZM188 258V257H187ZM186 258V259H187ZM209 258H211V257H209ZM218 258V257H217ZM224 258V257H223ZM230 258H232L233 259V257L231 256V257H229V259ZM8 259V258H7ZM20 259V258H19ZM24 259V258H23ZM26 259V258H25ZM24 259V260H25ZM29 259V258H28ZM27 259V260H28ZM38 259V258H37ZM71 259V258H70ZM69 259V260H70ZM81 259V258H80ZM83 259V260H84ZM104 259V258H103ZM113 259V258H112ZM119 259V257L117 258V260ZM126 259V258H125ZM134 259H135V261H134ZM156 259V258H155ZM226 259H228V258H226ZM225 260V258H224V261H225V263L224 264H226V262L228 263V264H232V259H231V261L230 260ZM10 260V259H9ZM18 260V259H17ZM23 260V261H24ZM64 260V259H63ZM78 260V259H77ZM90 260V259H89ZM92 260V259H91ZM114 260V259H113ZM116 260V259H115ZM131 261H129V262H125V264H144V262L142 261H139V258H138V256L136 255L135 257H134V255H133V257L130 259ZM143 260V259H142ZM160 260V259H159ZM162 260V259H161ZM194 260H196V259H194ZM207 260V259H206ZM214 260H217V259H214ZM3 261V260H2ZM8 261V260H7ZM12 261V260H11ZM20 261H22V260H20ZM46 261V260H45ZM53 261H55V260H53ZM120 261V260H119ZM119 261H118V264H120L119 263ZM167 261H169V260H167ZM202 261V260H201ZM220 260H219V258H218V262H219ZM14 262V261H13ZM26 262V261H25ZM33 262V261H32ZM83 262V261H82ZM89 262H91V261H89ZM154 262V261H153ZM166 262V261H165ZM171 262V261H170ZM213 263H214V261H212ZM237 262V261H236ZM3 264H5L4 262H2ZM12 263V262H11ZM17 263H19V262H17ZM54 263V262H53ZM69 263V262H68ZM75 263V262H74ZM114 263H116V261H113V263L112 264H114ZM147 263L149 264L150 262H148L147 261ZM146 263V264H147ZM173 263V262H172ZM220 263V262H219ZM233 263H235L234 261H233ZM21 264H22V262H21ZM40 264H44V263H40ZM76 264V263H75ZM88 264V263H87ZM121 264H122V262H121ZM155 264V263H154ZM168 264V263H167ZM174 264V263H173ZM194 264V263H193Z\"/></svg>",
    "mask_w": 264,
    "mask_h": 264
}]
</instances>
